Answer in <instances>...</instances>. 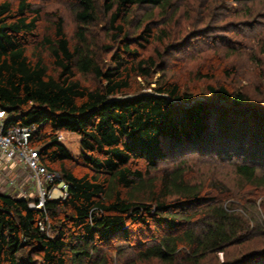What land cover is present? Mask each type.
Wrapping results in <instances>:
<instances>
[{"label": "trees", "instance_id": "16d2710c", "mask_svg": "<svg viewBox=\"0 0 264 264\" xmlns=\"http://www.w3.org/2000/svg\"><path fill=\"white\" fill-rule=\"evenodd\" d=\"M37 1L0 0V108L9 125L37 128L33 146L69 185V198L34 211L0 192V264H135L131 250L137 264H219V254L223 264H264L261 105L228 85L210 86L212 102L192 105L164 76L153 93L128 95L156 67L144 51L168 37L146 22L156 10L174 16L173 0H68L79 25L74 40L60 16L42 32ZM260 1L231 0L249 18L236 25L244 37L264 31V9L253 4ZM138 10L145 15L135 21ZM104 19L111 44L98 47L90 27ZM60 132L80 137L79 159ZM188 151L228 162L244 189L233 197L219 181L191 177L187 164L198 160L183 158Z\"/></svg>", "mask_w": 264, "mask_h": 264}, {"label": "rangeland", "instance_id": "374dc122", "mask_svg": "<svg viewBox=\"0 0 264 264\" xmlns=\"http://www.w3.org/2000/svg\"><path fill=\"white\" fill-rule=\"evenodd\" d=\"M173 3L175 4L174 8L178 10L174 16H172L173 10L167 14L166 18L162 17L160 10H156L153 20L146 22L152 24L157 31L166 29L168 37L163 44L158 41L152 42L149 48L144 51L145 57H157L156 67L152 77L148 80L136 78L132 83L135 91L128 95L132 97L153 93L158 82L164 76L166 80L181 84L183 90L192 97V105L197 101L212 102L208 90L210 86L228 85L233 88V91L248 95L254 102L261 105L259 107L261 110H264V55H262L264 45H259L261 40H258L260 34L261 37L264 36L263 27L255 28L253 30L255 35L253 38L247 36L249 39L240 34L241 32L238 33L236 25L249 18L243 12L238 14L242 3L233 4L231 0H173ZM253 4L258 9H264V0ZM70 6L68 0H56L51 3L38 0L35 7H41L45 15L41 24L42 32H46L56 17L60 16L64 19L68 37L74 40L79 25L74 19ZM144 15L143 10H138L135 21L140 20ZM137 23L135 22L134 28L130 29L131 36L138 34L136 32L138 31ZM209 24H211L210 28H208ZM90 32L96 38L98 47L111 44L109 25L105 19L101 24L91 26ZM202 35H204L203 38ZM208 37H216L214 46L211 45V39ZM108 59L109 56L106 60L108 61ZM199 73L210 75L212 78L199 79ZM219 103L225 108L230 107L229 101L220 100ZM58 140L73 157L79 159L82 151L79 136L69 132H60ZM191 153L188 151L182 156L183 158L190 156L192 159L198 160L197 162L189 161L187 164L188 171L192 174L191 177L204 181L208 185L211 181H219L231 189L233 197L237 195L235 193H240L244 189L245 183L236 176L228 162L213 157L202 159ZM212 161L216 164H212ZM167 164H162V167L174 165L170 160ZM12 182L15 184L11 187ZM31 188L30 195L36 197L29 171L6 161L0 162V192L14 197H22L21 190ZM152 230V233H155L154 227ZM257 248L261 251L263 245L259 243ZM131 251H128V263L137 264L134 262L135 259H131L134 257V253ZM235 251L236 249L230 253L231 257H234ZM239 252L240 250L236 253ZM217 258L219 264L226 261L223 254H219ZM204 264L214 263L207 260Z\"/></svg>", "mask_w": 264, "mask_h": 264}, {"label": "built area", "instance_id": "2783aa9c", "mask_svg": "<svg viewBox=\"0 0 264 264\" xmlns=\"http://www.w3.org/2000/svg\"><path fill=\"white\" fill-rule=\"evenodd\" d=\"M35 127L9 125L5 111L0 108V162L6 161L29 171L36 197L30 195L32 188L21 190V196L29 201L31 210H44L47 201L64 202L69 198V185L57 173L47 169L41 162V151L33 146ZM15 183H11L12 187Z\"/></svg>", "mask_w": 264, "mask_h": 264}]
</instances>
